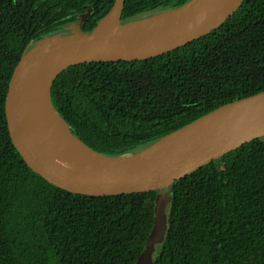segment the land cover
Returning <instances> with one entry per match:
<instances>
[{"label":"trees","instance_id":"obj_1","mask_svg":"<svg viewBox=\"0 0 264 264\" xmlns=\"http://www.w3.org/2000/svg\"><path fill=\"white\" fill-rule=\"evenodd\" d=\"M189 0H126L122 19ZM115 0H0V264H134L153 227L156 191L75 194L35 173L13 145L5 100L31 41ZM264 90V0H245L202 38L137 61L64 70L52 102L94 150L132 154L217 107ZM154 264H264V136L176 181Z\"/></svg>","mask_w":264,"mask_h":264},{"label":"water","instance_id":"obj_2","mask_svg":"<svg viewBox=\"0 0 264 264\" xmlns=\"http://www.w3.org/2000/svg\"><path fill=\"white\" fill-rule=\"evenodd\" d=\"M125 1L115 0L91 31L83 28L91 15L88 12L69 22V31L64 28L31 41L11 76L5 114L14 147L26 164L50 184L89 196L157 192L153 227L134 262L154 264L156 245L164 241L168 230L175 182L264 136V90L223 104L132 154L98 152L70 129L83 146L102 158L88 162L67 153L42 118L43 110L49 107L63 118L52 102V88L64 70L84 63L137 61L163 55L218 29L245 2L189 0L171 10L138 14L126 20L122 19ZM109 17L112 25L99 30Z\"/></svg>","mask_w":264,"mask_h":264},{"label":"bare ground","instance_id":"obj_3","mask_svg":"<svg viewBox=\"0 0 264 264\" xmlns=\"http://www.w3.org/2000/svg\"><path fill=\"white\" fill-rule=\"evenodd\" d=\"M161 17H165V15L154 16L148 20H157ZM112 22V17L107 18L101 23L99 30L108 29L112 25ZM42 118L45 122L47 130L55 137L60 147H63L67 153H70L73 156L76 155L78 158L88 162L100 161L102 156L95 155L83 146V144L71 134L68 124L52 107L43 110Z\"/></svg>","mask_w":264,"mask_h":264},{"label":"rangeland","instance_id":"obj_4","mask_svg":"<svg viewBox=\"0 0 264 264\" xmlns=\"http://www.w3.org/2000/svg\"><path fill=\"white\" fill-rule=\"evenodd\" d=\"M80 15H82V14H80ZM80 15H79V16H80ZM69 25H70V24H68V25H66V26L64 27V28H65V29H64L65 31H69V29H68ZM64 30H63V31H64Z\"/></svg>","mask_w":264,"mask_h":264}]
</instances>
